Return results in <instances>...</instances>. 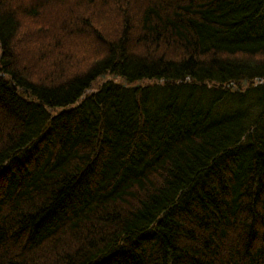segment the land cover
Here are the masks:
<instances>
[{
	"label": "trees",
	"instance_id": "16d2710c",
	"mask_svg": "<svg viewBox=\"0 0 264 264\" xmlns=\"http://www.w3.org/2000/svg\"><path fill=\"white\" fill-rule=\"evenodd\" d=\"M0 264H264V0H0Z\"/></svg>",
	"mask_w": 264,
	"mask_h": 264
}]
</instances>
